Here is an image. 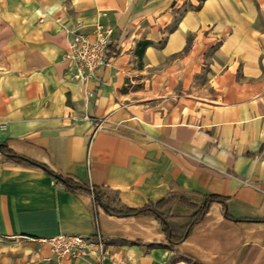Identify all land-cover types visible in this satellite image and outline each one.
Segmentation results:
<instances>
[{
	"label": "crops",
	"instance_id": "obj_1",
	"mask_svg": "<svg viewBox=\"0 0 264 264\" xmlns=\"http://www.w3.org/2000/svg\"><path fill=\"white\" fill-rule=\"evenodd\" d=\"M98 22L115 45L86 100L63 56ZM2 144L125 208L226 203L172 246L155 219L109 216L0 155V264H264V0H0ZM58 235L102 255L57 258L40 240Z\"/></svg>",
	"mask_w": 264,
	"mask_h": 264
},
{
	"label": "trees",
	"instance_id": "obj_2",
	"mask_svg": "<svg viewBox=\"0 0 264 264\" xmlns=\"http://www.w3.org/2000/svg\"><path fill=\"white\" fill-rule=\"evenodd\" d=\"M151 44L149 42L139 43L136 54L141 58L144 50ZM0 155L8 162L27 168H39L47 173L64 191L75 194L83 192L93 198L94 205L101 208L107 215L115 217H150L155 219L162 227V232L169 245H179L186 241L192 234L193 230L206 220V215L213 205H221L225 208L226 199L211 195L203 198L201 206L194 205L182 196L176 193H169L165 198L157 203H149L138 209L122 207L117 193H107L106 189L97 188L82 184L75 178L61 175L48 166L39 164L33 160L20 156L9 149L5 144L0 145ZM180 207L193 211L188 218H177L165 216L162 210L171 206ZM227 217V216H226ZM240 222V221H238Z\"/></svg>",
	"mask_w": 264,
	"mask_h": 264
},
{
	"label": "built area",
	"instance_id": "obj_3",
	"mask_svg": "<svg viewBox=\"0 0 264 264\" xmlns=\"http://www.w3.org/2000/svg\"><path fill=\"white\" fill-rule=\"evenodd\" d=\"M105 16V13L100 14L101 18ZM113 32V27L99 22L89 32L80 28L69 32L67 51L63 58L69 66L70 80L83 88L86 100L93 98V93L87 91V86L94 80L96 71L111 61V49L115 45ZM82 119L90 120L86 116ZM40 242L47 245L51 254L57 258L78 259L93 256L97 251L98 257L102 254L100 240L96 243L76 235H58Z\"/></svg>",
	"mask_w": 264,
	"mask_h": 264
},
{
	"label": "rangeland",
	"instance_id": "obj_4",
	"mask_svg": "<svg viewBox=\"0 0 264 264\" xmlns=\"http://www.w3.org/2000/svg\"><path fill=\"white\" fill-rule=\"evenodd\" d=\"M102 255V254H101ZM97 264H101V257L99 258V261H98V263Z\"/></svg>",
	"mask_w": 264,
	"mask_h": 264
}]
</instances>
